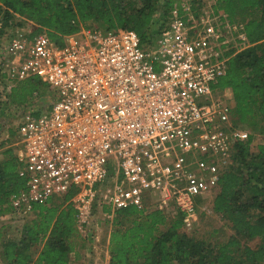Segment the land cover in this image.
Listing matches in <instances>:
<instances>
[{
    "label": "built area",
    "instance_id": "1",
    "mask_svg": "<svg viewBox=\"0 0 264 264\" xmlns=\"http://www.w3.org/2000/svg\"><path fill=\"white\" fill-rule=\"evenodd\" d=\"M35 28L26 21L0 37L7 88L36 77L53 94L41 105L7 103V119L0 110V143L25 175L9 214H32V204L75 187L79 234L94 200L111 209L108 218L129 206L172 207L192 228L195 198L216 194L234 145L249 137L233 121L231 91L212 86L248 45L243 23L213 7L181 15L174 5L147 48L129 29L81 25L56 44ZM109 168L111 181L100 187Z\"/></svg>",
    "mask_w": 264,
    "mask_h": 264
},
{
    "label": "trees",
    "instance_id": "2",
    "mask_svg": "<svg viewBox=\"0 0 264 264\" xmlns=\"http://www.w3.org/2000/svg\"><path fill=\"white\" fill-rule=\"evenodd\" d=\"M191 3L190 9L195 10L200 0ZM173 4V0H0V37L8 29L30 21L36 32L45 29L50 41L58 44L61 36L75 32L79 26L95 24L105 30H133L145 48L153 43ZM212 7L230 22L243 23L248 44L228 59L226 72L212 86L231 91L235 124L244 123L250 131H261L264 0H213ZM178 13L184 14L179 8ZM16 17L20 21L12 23ZM41 94H48L46 85L36 77H28L16 82L8 96L13 104L22 105L27 98ZM251 141L249 134L246 141L234 145L232 163L221 175L212 199L213 211L232 230L225 242L211 244L188 236L182 230L180 214L169 221L164 211L129 206L112 211L108 264H264V144H258L252 152ZM1 153L0 214L10 213V196L22 190L25 183L12 147L2 148ZM77 191L71 187L45 204H32L33 218L16 228L17 239L2 237L0 232V256L6 264H69L70 253L84 241L76 228L73 199ZM102 210L111 211L107 206ZM162 225H167L166 229L161 230Z\"/></svg>",
    "mask_w": 264,
    "mask_h": 264
},
{
    "label": "rangeland",
    "instance_id": "3",
    "mask_svg": "<svg viewBox=\"0 0 264 264\" xmlns=\"http://www.w3.org/2000/svg\"><path fill=\"white\" fill-rule=\"evenodd\" d=\"M192 0H173L174 4L177 8L182 9L185 13L186 8H190V3ZM192 4V3H191ZM196 6L195 11L199 12L201 9L208 10V7H212L213 0H200V3H195ZM20 20L18 17L14 19L12 23H18ZM25 23V22H24ZM86 24H91V22H86ZM95 25V24H91ZM3 37V36H2ZM1 39V38H0ZM151 46V44L149 45ZM147 46V47H149ZM145 47V48H147ZM8 83L1 77L0 71V110L2 112L3 118H9L8 112H6L7 103L11 102L9 99L10 90L7 88ZM16 83L13 84L15 86ZM22 89V85L19 86L18 90ZM49 97L53 94L48 93ZM6 96V97H3ZM48 97L45 94H41L40 96H31L26 99V103L32 104L33 102L37 105L45 104L48 102ZM40 107V106H39ZM35 108V107H34ZM4 120V119H3ZM4 124L1 128H3V132H6V128L9 124V119L2 121ZM241 128L247 130L250 135H252V141L250 143V150L254 152L256 150V146L258 144H264V128L261 131H250L246 124H240ZM8 133L11 136L15 135V128H11L8 130ZM1 144V143H0ZM2 147L0 146V159L2 158ZM112 171L109 168L107 177L104 178V182L100 187H103L108 182L111 181ZM102 188H100L101 190ZM214 195L212 193H207L205 197H196L195 204L196 208H198V220L193 225L192 228H185L183 225L182 230L188 235L195 239L205 240L211 244H217L219 242H225L231 235L232 230L230 228V224L222 219L219 214L215 213L212 209V199ZM153 210V208L148 207L144 211ZM90 211V223L87 230L82 233L81 237L84 239L80 241V245L76 248V251L70 253L69 262L70 264H108L109 254L107 253V244H108V234L110 231V219L103 215V210H101V206L97 203V200L93 201L89 208ZM9 214V213H8ZM167 216V220H171L176 218L177 212L170 207L168 211L165 212ZM3 221H8V225L11 226L8 235L16 238L19 228L23 223L27 220L33 218V214H22L21 216L15 215H7ZM167 225L160 226L161 230L166 229ZM12 229V230H11ZM245 245H253V242H242ZM255 243V242H254Z\"/></svg>",
    "mask_w": 264,
    "mask_h": 264
},
{
    "label": "crops",
    "instance_id": "4",
    "mask_svg": "<svg viewBox=\"0 0 264 264\" xmlns=\"http://www.w3.org/2000/svg\"><path fill=\"white\" fill-rule=\"evenodd\" d=\"M7 215H10V214H8L7 212L0 214V232H1V236L2 237L5 236V235H8V233L10 231V228H11V226H9L7 224L8 221H3L6 217H8ZM18 237H19V233H17L16 239ZM0 254H1V251H0ZM69 258H70V255H69ZM0 264H6V262L4 261V259L1 256H0ZM69 264H70V262H69Z\"/></svg>",
    "mask_w": 264,
    "mask_h": 264
}]
</instances>
